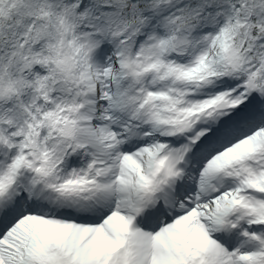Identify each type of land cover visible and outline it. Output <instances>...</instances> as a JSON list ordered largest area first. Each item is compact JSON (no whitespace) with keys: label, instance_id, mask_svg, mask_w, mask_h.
<instances>
[{"label":"snow or ice","instance_id":"snow-or-ice-1","mask_svg":"<svg viewBox=\"0 0 264 264\" xmlns=\"http://www.w3.org/2000/svg\"><path fill=\"white\" fill-rule=\"evenodd\" d=\"M0 264H264V0H0Z\"/></svg>","mask_w":264,"mask_h":264}]
</instances>
